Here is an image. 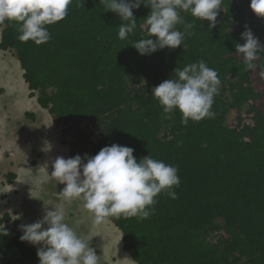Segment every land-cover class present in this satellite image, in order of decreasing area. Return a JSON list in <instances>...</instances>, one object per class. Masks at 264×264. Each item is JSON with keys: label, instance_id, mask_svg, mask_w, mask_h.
Wrapping results in <instances>:
<instances>
[{"label": "trees", "instance_id": "trees-1", "mask_svg": "<svg viewBox=\"0 0 264 264\" xmlns=\"http://www.w3.org/2000/svg\"><path fill=\"white\" fill-rule=\"evenodd\" d=\"M249 5L222 0L211 29L208 21L181 12L185 22L194 21L182 45L144 56L132 46L148 35L151 9L143 4L133 10L137 28L125 40L118 38L121 18L100 0H72L67 16L47 26L50 40L39 46L20 42L15 22L0 24V50L14 52L29 95H36L61 136L72 139L61 137L72 157L118 144L133 148L138 161L151 155L178 169L176 198L162 191L147 219L109 217L136 264H264V109L255 104L260 94L251 70L235 51L245 43L246 28L264 47V18ZM200 60L221 81L214 115L184 126L179 110L165 113L151 92L176 68ZM253 63L264 70V53ZM245 110L252 123L244 122ZM14 178L6 174L8 183ZM22 235L18 220L4 212L0 264H39L37 248Z\"/></svg>", "mask_w": 264, "mask_h": 264}, {"label": "clouds", "instance_id": "clouds-1", "mask_svg": "<svg viewBox=\"0 0 264 264\" xmlns=\"http://www.w3.org/2000/svg\"><path fill=\"white\" fill-rule=\"evenodd\" d=\"M71 3L72 0H0V24L15 22L18 40L39 46L51 38L47 26L63 20ZM100 4L121 18L118 31L121 40L134 34L137 28L133 10L141 4L150 7L145 18L148 35L132 44L141 56L182 45L185 36L191 34L194 21L185 22L181 12L208 21L211 29L216 26L222 8V0H100ZM249 6L256 16L264 18V0H250ZM177 25H183L184 31L178 30ZM241 38L245 43H237L235 51L242 57L245 70H255L257 65L253 62L264 53V47L250 29L246 28ZM260 75L264 77V70ZM173 76L152 88L151 94L163 111L179 110L184 126L189 120L211 118L214 113L210 109L221 83L218 73L200 60L182 70L176 68ZM133 153V148L113 144L103 147L95 156L85 154L83 159L79 154L68 159L55 158L51 174L47 172L40 183L55 180L56 184L64 185L57 193L61 203L50 210L46 207L42 219L21 226V241L42 245L37 249L39 264H98L99 256L89 247V241L65 222V205L75 200L82 201L83 208L98 225L109 217L147 219L151 214L149 206L162 191L176 198L172 189L180 184L178 169L151 155L138 161ZM44 167H48L47 163Z\"/></svg>", "mask_w": 264, "mask_h": 264}, {"label": "rangeland", "instance_id": "rangeland-1", "mask_svg": "<svg viewBox=\"0 0 264 264\" xmlns=\"http://www.w3.org/2000/svg\"><path fill=\"white\" fill-rule=\"evenodd\" d=\"M260 72L256 67L249 76L252 87L260 94L255 104L264 109V77ZM251 114V111H243L244 122L252 123ZM49 125L51 130L60 134L61 140L60 126L38 104L36 95H29L14 52L0 50V215L8 212L12 219L19 221L20 229L22 225L42 219L46 207L50 210L53 205L61 203L57 193L64 185L56 184L55 180L43 184L40 181L47 176V172L51 174L55 158L68 159L72 156L70 145L50 139ZM62 139L72 140L67 136ZM46 163L47 168L44 167ZM8 172L16 175L12 183L6 181L5 174ZM65 208V222L89 241V247L99 256L98 264H136L123 250L121 232L111 221L107 230L102 229L101 224H94L93 217L83 208L80 200L65 205Z\"/></svg>", "mask_w": 264, "mask_h": 264}, {"label": "crops", "instance_id": "crops-1", "mask_svg": "<svg viewBox=\"0 0 264 264\" xmlns=\"http://www.w3.org/2000/svg\"><path fill=\"white\" fill-rule=\"evenodd\" d=\"M22 77H23V70H22ZM24 80V79H23ZM51 125H49V131H48V134H49V137H50V139H52L53 141H55V142H57V143H60V144H63V145H67V144H64L61 140H60V134H58V132L57 131H55V130H51V127H50ZM59 126V125H58ZM59 133H60V129H59ZM57 135V136H56ZM57 139H58V141H57ZM9 173V172H8ZM11 173H13V172H11ZM7 174V173H6ZM6 174H5V176H6ZM15 174V173H14ZM15 177H16V175H15ZM15 179V178H14ZM6 181H7V179H6ZM13 182V181H12ZM16 191H17V189H16ZM4 213V212H3ZM2 213V214H3ZM8 213V212H7ZM1 214V215H2ZM9 214V213H8ZM0 215V216H1ZM10 215V214H9ZM111 220L109 219V218H106V220L103 222V223H101V228L103 229V227H104V229H108V228H110L109 226V222H110ZM19 222V221H18ZM114 225V224H113ZM115 226V225H114ZM121 232V231H120ZM111 236H113V233L111 232V234H110ZM29 245H31V246H33L32 244H29ZM42 246V245H41ZM36 248H37V246H35ZM38 249V248H37ZM124 250V249H123Z\"/></svg>", "mask_w": 264, "mask_h": 264}]
</instances>
